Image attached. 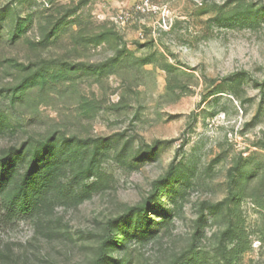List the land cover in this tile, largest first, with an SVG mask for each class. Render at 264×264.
I'll use <instances>...</instances> for the list:
<instances>
[{
  "label": "rangeland",
  "instance_id": "374dc122",
  "mask_svg": "<svg viewBox=\"0 0 264 264\" xmlns=\"http://www.w3.org/2000/svg\"><path fill=\"white\" fill-rule=\"evenodd\" d=\"M0 264H264V0H0Z\"/></svg>",
  "mask_w": 264,
  "mask_h": 264
},
{
  "label": "trees",
  "instance_id": "16d2710c",
  "mask_svg": "<svg viewBox=\"0 0 264 264\" xmlns=\"http://www.w3.org/2000/svg\"><path fill=\"white\" fill-rule=\"evenodd\" d=\"M41 189H42V188H41ZM41 189H40V190H41Z\"/></svg>",
  "mask_w": 264,
  "mask_h": 264
}]
</instances>
